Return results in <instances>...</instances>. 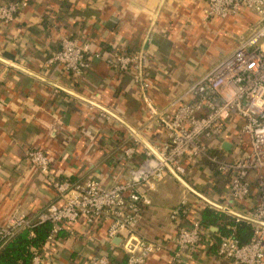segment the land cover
Masks as SVG:
<instances>
[{
  "label": "crops",
  "instance_id": "obj_1",
  "mask_svg": "<svg viewBox=\"0 0 264 264\" xmlns=\"http://www.w3.org/2000/svg\"><path fill=\"white\" fill-rule=\"evenodd\" d=\"M27 1L28 8L13 24L0 25V57L112 111L152 148L161 146L168 136L150 119L133 78L115 72L102 59H94L86 76L74 80L60 66L47 65L51 54L60 49L61 39L84 37L96 50L114 47L133 53L153 28V42L148 45L147 70L154 78L150 93L156 106L164 110L188 84L249 42L262 24L251 12L228 19L208 18V0ZM259 44L261 41L254 47ZM91 106L0 61V228L15 216L37 217L55 200L46 177L27 160L32 149L45 151L52 172L61 178L104 179L107 186L119 176L131 179L133 169L145 159L147 146L142 144L133 161L116 162L112 169L110 163L116 161L122 146H132L138 138L115 118L107 120L100 109ZM240 125L233 119L230 131ZM233 134L227 137L228 142ZM225 152L233 154L232 149ZM186 165L182 177L211 201L239 213L257 206L256 188L244 203L232 204L226 197V180L211 164ZM216 182L219 184L214 187ZM147 194L152 205L143 209L138 236L156 241L163 250L146 264H171L178 225L170 218L171 210L184 200L192 207L207 203L171 173ZM204 209L190 212V218L201 220ZM189 221L181 219L185 226ZM211 230L212 242L206 250L194 253V261L182 259L176 264H231L217 256L218 228ZM106 235L105 225L93 236L68 237L48 264H87L86 258L93 254L122 261L127 255L120 246L111 247Z\"/></svg>",
  "mask_w": 264,
  "mask_h": 264
},
{
  "label": "built area",
  "instance_id": "obj_2",
  "mask_svg": "<svg viewBox=\"0 0 264 264\" xmlns=\"http://www.w3.org/2000/svg\"><path fill=\"white\" fill-rule=\"evenodd\" d=\"M28 6L27 0L0 2V25L13 24ZM245 12L262 20L253 38L238 46L206 75L188 84L164 110L156 106L150 93L154 78L147 70L150 65L148 45L153 42V28L138 51L127 53L115 49L112 59H106L103 51L94 49L84 37L62 38L60 49L51 54L47 65L60 66L74 80H79L86 76L94 59H102L115 72L130 75L150 119L167 133V141L154 147L157 154L145 149V159L133 169L130 180L119 176L110 186L104 179L61 178L52 172L50 157L45 151L37 148L28 151L29 164L46 177L54 190L55 200L35 218L21 215L10 219L0 228V240L22 229L50 223L52 232L46 246L34 257V264H48L66 238L93 236L106 225V240L111 247L123 249L127 264H146L163 250L156 241L138 236L143 209L152 205L148 191L154 190L170 174L166 163L180 176H185L187 162L206 161L221 179L226 180L229 203H244L254 188L258 194L257 206L240 213L252 221L233 216L237 223L245 221L253 226L251 242L241 244L233 236L223 237L217 256L231 264H264V225L260 224H264V0H208V18L228 19ZM259 41L261 44L254 47ZM101 114L107 120L112 118L103 111ZM233 119L239 120L241 125L231 132ZM231 134L233 154L222 149ZM142 144L135 138L134 145L122 146L110 167L113 169L116 162L133 161ZM206 207L223 212L208 203L192 207L186 200L171 210L170 218L178 224L171 264L182 259L194 261V253L206 250L212 242L211 228H204L201 220L195 217L190 218V212ZM223 207L233 210L229 205ZM182 218L190 220V225H183ZM62 232L67 236L59 237ZM114 240L119 241L118 244ZM85 261L87 264H113L108 255L93 254Z\"/></svg>",
  "mask_w": 264,
  "mask_h": 264
},
{
  "label": "trees",
  "instance_id": "obj_3",
  "mask_svg": "<svg viewBox=\"0 0 264 264\" xmlns=\"http://www.w3.org/2000/svg\"><path fill=\"white\" fill-rule=\"evenodd\" d=\"M20 1L22 0H2L0 2L17 3ZM47 20L46 17L44 22L46 23ZM114 51V47H108L103 49V55L106 59H112ZM212 170L215 172L214 168ZM218 184L216 182L214 187ZM200 219L204 228H218V233H215L217 237V243L214 245L215 249L219 246L223 237L233 236L241 244H247L251 242L254 236V228L250 223L245 221L237 223L235 218L221 211L206 207L201 213ZM51 232L52 225L44 223L33 229H22L13 236L0 240V264H34L35 255L43 251ZM62 236L66 237L67 235L62 232L59 237ZM127 260L126 257L120 262H112L113 264H127Z\"/></svg>",
  "mask_w": 264,
  "mask_h": 264
},
{
  "label": "water",
  "instance_id": "obj_4",
  "mask_svg": "<svg viewBox=\"0 0 264 264\" xmlns=\"http://www.w3.org/2000/svg\"><path fill=\"white\" fill-rule=\"evenodd\" d=\"M0 61L3 62V63H5V64H7V65H9V66H11V67H13V68H16V69H18V70H20V71H22V72H25V73L29 74V75H31V76H33V77L39 79L40 81L45 82V83H47V84H49V85L55 87V88L58 89V90H61V91L65 92V93H67V94H69V95H71V96H73V97H75V98H78V99H80V100H82V101H85V102L91 104L92 106L97 107V108L100 109L101 111H103V112L109 114L111 117L115 118L120 124H122L123 126H125L126 128H128L131 132H133V134H135L136 137H137V138H138V139H139L144 145H146L147 148H148L149 150H151V151H153L155 154H157L156 151L154 150V148H152V146H150V145L146 142V140H145V139H144L139 133L136 132V130H134V129H133L129 124H127V123H126L121 117H119L118 115H116V114L113 113L112 111H110V110H108V109H106V108H104V107H102V106H100V105H98V104H96V103H94V102H92V101H90V100H88V99H86V98H84V97H82V96H80V95H78V94H76V93L70 91V90L64 89V88H62L61 86H59V85H57V84H55V83H53V82H51V81H49V80H47V79L41 77V76H39V75H36V74H34V73H32V72H30V71L24 69V68H21V67L15 65V64H13V63H10V62H8L7 60L2 59L1 57H0ZM222 149H223L224 151H230V149H232V144H231V142H225V143L222 145ZM166 167L168 168V170L170 171V173H171L175 178H177V180H178L180 183H182V184H183V185H184L189 191H191L193 194H195V195H197L198 197H200L201 199H203V200H204L206 203H208L209 205H211V206H213V207H215V208H217V209H219V210H222L224 213H228V214H230V215H232V216L240 217V218H244V219H246V220H250V221H252L251 219H249V218L243 216L242 214H240V213H238V212L233 211V210L230 209V208H225V207H223V206H221V205H219V204H217V203L211 201L210 199H208L207 197H205L204 195H202L201 193H199L198 191H196L191 185H189L188 182H187L182 176H180L177 172H175V170H174V169H173L168 163H166ZM260 224L264 225L263 223H260Z\"/></svg>",
  "mask_w": 264,
  "mask_h": 264
}]
</instances>
